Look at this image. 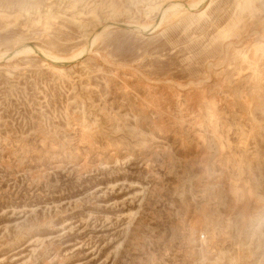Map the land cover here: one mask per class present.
Segmentation results:
<instances>
[{"label": "rangeland", "instance_id": "374dc122", "mask_svg": "<svg viewBox=\"0 0 264 264\" xmlns=\"http://www.w3.org/2000/svg\"><path fill=\"white\" fill-rule=\"evenodd\" d=\"M0 264H264V0H0Z\"/></svg>", "mask_w": 264, "mask_h": 264}, {"label": "bare ground", "instance_id": "6f19581e", "mask_svg": "<svg viewBox=\"0 0 264 264\" xmlns=\"http://www.w3.org/2000/svg\"><path fill=\"white\" fill-rule=\"evenodd\" d=\"M202 4H205L204 2H202V3H200V5H192V4H187V5H185V9L186 10H196L197 8H199L200 6H202ZM180 5H183L182 3H176V4H174L169 10H176V9H180L179 7H180ZM84 52H85V49H83V50H81V52L78 54V55H76L74 58H73V60L74 61H76V60H78L79 58H81V56L84 54ZM64 63V62H63ZM261 63H262V61H261ZM183 87V86H182Z\"/></svg>", "mask_w": 264, "mask_h": 264}]
</instances>
